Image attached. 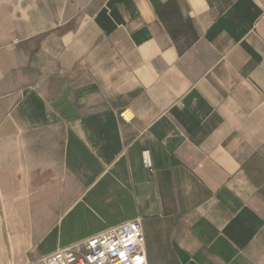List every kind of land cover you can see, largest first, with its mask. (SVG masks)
Instances as JSON below:
<instances>
[{"label": "crops", "instance_id": "1", "mask_svg": "<svg viewBox=\"0 0 264 264\" xmlns=\"http://www.w3.org/2000/svg\"><path fill=\"white\" fill-rule=\"evenodd\" d=\"M134 221L264 264V0H0V264Z\"/></svg>", "mask_w": 264, "mask_h": 264}, {"label": "built area", "instance_id": "2", "mask_svg": "<svg viewBox=\"0 0 264 264\" xmlns=\"http://www.w3.org/2000/svg\"><path fill=\"white\" fill-rule=\"evenodd\" d=\"M120 117L126 123L133 119L129 112L121 113ZM142 162L153 172L150 151L143 152ZM38 264H148L145 235L138 221L124 223L45 256Z\"/></svg>", "mask_w": 264, "mask_h": 264}]
</instances>
